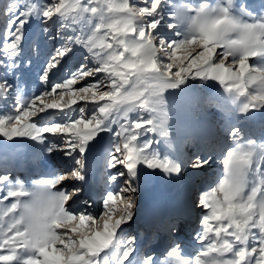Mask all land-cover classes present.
Returning a JSON list of instances; mask_svg holds the SVG:
<instances>
[{
  "label": "snow or ice",
  "instance_id": "6c2138e0",
  "mask_svg": "<svg viewBox=\"0 0 264 264\" xmlns=\"http://www.w3.org/2000/svg\"><path fill=\"white\" fill-rule=\"evenodd\" d=\"M0 20V137L72 162L30 185L0 168V264H264V0H8ZM33 23L46 36L55 25L61 44L41 70L45 90L27 96L16 73ZM77 49L82 62L52 83ZM210 81L223 89L224 144L182 159L174 98ZM233 118L258 123L259 136ZM105 133L106 182L119 187L104 193L99 214L88 201L73 209L81 188L70 182L86 180L88 153ZM213 165L194 201L191 245L175 220L160 249L127 236L146 170L178 177Z\"/></svg>",
  "mask_w": 264,
  "mask_h": 264
},
{
  "label": "rangeland",
  "instance_id": "374dc122",
  "mask_svg": "<svg viewBox=\"0 0 264 264\" xmlns=\"http://www.w3.org/2000/svg\"><path fill=\"white\" fill-rule=\"evenodd\" d=\"M7 2L8 0H0V10ZM2 23L3 21L0 20V26ZM42 27L33 23L29 28V40L24 45V63L16 73L20 87L27 96L39 94L45 90V85L39 80L41 70L54 49L61 44V38L56 36L55 25H49L47 36L41 32ZM81 62L82 54L77 49L74 54L65 59L59 69L54 70L51 82H58L66 74L67 69L74 70ZM9 79L12 77L10 76ZM206 83L210 86L198 84L174 98L171 120L174 154L182 159H186L193 153L201 155L209 152L218 153L225 141V127L229 121L224 117L221 108L217 107L220 103L218 95L223 89L217 82ZM48 119L59 120V116H49ZM256 119L259 121L260 117L257 116ZM242 120L244 119L233 118L230 123L239 126ZM245 124L248 127V129L244 128L246 133L259 136L258 123L245 120ZM102 137L93 142L92 150L88 153L87 178L97 182V189L94 193L92 190V195L89 197L80 194L76 203L70 201L69 205L73 209L83 210L86 207L83 202L88 201L90 206L87 210L99 214L102 211L101 202L104 193L119 187L106 182L107 176L114 172L106 167L105 160L109 147V135L105 133ZM52 139L54 138L49 135V140ZM4 144L8 147L6 155L0 152V168L6 167L13 176L19 177L29 185L32 181L44 178L46 173L62 171L72 163L62 151L48 153L43 145L28 138L6 141L5 138L0 137V145ZM215 169L216 165L205 171L186 169L178 177H168L158 171L146 170L140 181L133 220L125 226L127 236L137 237L144 251L158 249L155 246L160 244L161 240H163L161 243L163 246L169 243L167 224L175 220L182 228L181 239L191 245L199 228L201 215V210L195 207L194 201L198 192L205 186V182L212 177ZM70 183L77 184V182ZM77 186L79 187V184ZM183 198H186V206H183L185 204Z\"/></svg>",
  "mask_w": 264,
  "mask_h": 264
},
{
  "label": "bare ground",
  "instance_id": "6f19581e",
  "mask_svg": "<svg viewBox=\"0 0 264 264\" xmlns=\"http://www.w3.org/2000/svg\"><path fill=\"white\" fill-rule=\"evenodd\" d=\"M239 126H241V127H243V128H245V129H248V127H247V124H245V120H242V121H240L239 122ZM251 129V128H250ZM215 143V142H214ZM22 168V167H21ZM84 183H85V185H89L90 186V189H92V190H94V189H97V182H95V181H93V180H91V179H89V178H86V180L84 181ZM92 192V191H91ZM90 195H92L91 193H90ZM185 200H186V198H183V201L185 202ZM190 202V201H189ZM188 202V203H189ZM187 205V203L185 202V204L183 205V206H186ZM188 209V208H187ZM188 219V218H187ZM182 232V231H181ZM162 241L163 240H161L160 241V244H158L157 246H155L156 248L158 247V249H160L161 247H163V245H161V243H162Z\"/></svg>",
  "mask_w": 264,
  "mask_h": 264
}]
</instances>
